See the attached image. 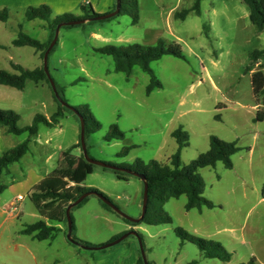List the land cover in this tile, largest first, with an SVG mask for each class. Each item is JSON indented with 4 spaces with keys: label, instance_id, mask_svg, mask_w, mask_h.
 <instances>
[{
    "label": "rangeland",
    "instance_id": "obj_1",
    "mask_svg": "<svg viewBox=\"0 0 264 264\" xmlns=\"http://www.w3.org/2000/svg\"><path fill=\"white\" fill-rule=\"evenodd\" d=\"M137 2V24H132L128 15H116L62 26L48 55V72L62 100L71 107L87 105L100 124L97 129L89 123L93 132L85 138L88 156L113 166H134L136 160L165 164L177 150L171 133L179 127L188 135V144L180 152L182 164L206 152L210 136L235 142L239 151L231 156L230 169L217 162L214 167L198 171L204 181V197L216 205L213 209L185 211L186 197L180 196L163 205L171 224L130 226L106 209L95 195H89L70 211L72 238L94 248L134 230L141 235L149 264H240L251 258H255V264H264V122L254 121L258 106L252 94L251 73L245 72L250 54L264 49V34L256 33L247 7L240 0H202L201 14L190 12L184 20L174 19L173 15L190 8L192 0ZM44 23L28 21L21 13L5 21V26L0 22V69L17 73L10 63L29 70L42 66L40 53L34 48L14 47L10 41L20 29L45 42L48 31L39 27ZM158 39L168 45L179 44L186 61L166 55L151 62L150 69L162 86L148 95L147 73L137 66L128 77L117 73L110 56L95 52L106 45L153 46ZM257 70L264 73V54L254 66L253 71ZM58 107L45 81H27L22 91L0 85V109L19 115L20 127L29 126L36 114L50 117ZM61 113L57 124L38 126L26 155L2 173L5 186L11 183L12 176L16 183L21 182L28 171L45 176L57 167L61 153L79 141L78 118L67 108H61ZM112 125L124 136L106 142L104 136ZM1 129L5 128L0 126V133ZM27 138L25 133L8 134L5 143L11 148ZM131 146L125 157L116 156L122 148ZM71 154L81 159L80 148L72 149ZM124 177L120 180L112 170L93 165L82 185L97 189L135 219L142 210L143 184L135 176ZM20 211L18 227L39 221L29 194L24 195ZM178 227L190 235L220 243L230 260L206 258L195 245L179 239L174 232ZM66 232L64 221L63 230L52 240L34 242L31 252L35 260L30 257L27 264H101L100 255L120 246L125 251L118 257V264L120 259L127 263L129 242L138 245L135 237L128 236L112 247L87 250L69 243Z\"/></svg>",
    "mask_w": 264,
    "mask_h": 264
},
{
    "label": "trees",
    "instance_id": "obj_2",
    "mask_svg": "<svg viewBox=\"0 0 264 264\" xmlns=\"http://www.w3.org/2000/svg\"><path fill=\"white\" fill-rule=\"evenodd\" d=\"M240 1L247 7L249 22L255 28L256 33L264 34V0ZM201 2L202 0H192L190 8L181 9L174 13V19L184 20L190 12H194L195 15L199 16L201 14ZM114 8L115 2L111 11H113ZM83 11V16L64 14L51 18V10L46 5L28 7L25 10V18L28 21L35 19L45 21L50 31L48 40L42 43L20 31L11 44L14 47H32L36 52L40 53V57L42 58L53 38L56 25L63 22L88 19L97 16V14L92 12L90 8L87 10L83 8ZM117 15H128L131 18L132 24H137L139 20L137 0H120V10ZM7 19L8 12L6 9H2L0 11V21L4 22ZM204 28L205 35L208 36L207 25ZM95 52L110 56L114 62V70L117 73H123L128 77L134 66L139 67L143 72L147 73L150 76V82L145 89L147 95L154 89L161 88L162 86L150 69L151 62L157 61L166 55L186 61L179 44L172 42L168 45L162 39H158L153 46L141 44H126L121 46L106 45L95 49ZM263 54L264 49L254 50L250 54V63L245 68V72H251L252 94L256 105L258 106L254 118L255 122H264V73L259 70L253 71L258 59H260ZM11 67L17 71V73H11L7 70L0 69V85L9 86L19 91L24 89L27 81H31L35 84L45 81L49 85V81L42 66L33 70L23 68L18 64H12ZM53 99L59 106L57 111L50 117L36 114L33 116L32 123L25 127L18 126L20 116L15 112L0 109V126L5 127L7 133L17 136L24 133L28 135V138L25 141L4 151L0 155V194L5 190V185L1 182L2 173L7 172L12 164L18 162L28 152L30 138L37 135L38 126L41 124L50 127L58 123V118L62 115L61 108L65 107L57 102L54 95ZM74 109L77 110L84 119L85 138L88 134L93 132L89 126L90 122L95 125V128H100V124L94 119L87 105L74 107ZM123 136V132L120 131L116 125H112L108 133L104 136V140L106 142H111L112 140H120ZM171 136L177 143V150L171 156L168 163L162 164L155 160H150L147 163H144L140 160H136L134 166L114 164L117 167L143 175L147 181L148 197L146 212L140 222L146 225L157 226L171 224L172 219L164 212L163 205L168 200L177 199L180 196L186 197V203L184 205L185 211L195 209L201 213L203 208L213 209L216 205L204 197V181L198 171L205 167H214L217 162H221L225 168L230 169L232 168L231 156L239 151L235 142H226L215 136H210L209 149L206 152L199 154L189 163L182 164L180 152L181 149L188 144V135L179 127L171 133ZM75 148H80L79 141L72 145L68 150L63 151L57 167L50 173V175L43 178L33 187L32 192L29 194V198L35 210L42 217L46 218V221L39 220L35 223L22 226V230L20 231L21 234L32 235L37 241L53 239L60 230L50 223L66 222L65 209L69 203L75 201L80 195L87 192H95L105 197L95 188L82 186L83 181L85 180V175L92 173L93 165L87 163L82 155L80 160L72 155L71 150ZM132 148V146L122 148L116 153V156L125 157ZM113 172L120 180H125L124 176L129 175L120 171ZM261 196L262 199H264V184L262 185ZM105 198L107 199V197ZM85 200L86 198L77 206L82 204ZM60 203H64V205L60 207ZM101 203L106 209L115 213L103 202ZM122 219L130 226H137L140 224L131 223L124 218ZM47 221L48 223L50 222V225ZM72 230H74L73 223ZM174 232L182 242L187 241L195 245L204 253L206 258L219 259L223 262H228L230 260V254L220 243L190 235L179 227L175 228ZM138 235L141 238L140 233H138ZM80 243L82 245H88L84 242ZM255 262V258H251L249 262L240 264H255ZM136 264H143L140 253L138 254Z\"/></svg>",
    "mask_w": 264,
    "mask_h": 264
},
{
    "label": "crops",
    "instance_id": "obj_3",
    "mask_svg": "<svg viewBox=\"0 0 264 264\" xmlns=\"http://www.w3.org/2000/svg\"><path fill=\"white\" fill-rule=\"evenodd\" d=\"M114 2L115 0H0V11L2 9H6L8 12V19H10L14 14H20V13L23 14V16L25 17V10L28 7H38L41 5H46L51 10V18L64 14L82 16L84 14L83 8H85L86 10L90 8L91 11L94 12L95 14L103 15L105 13L111 12ZM35 20H39V19H35ZM0 22L5 26V21L4 22L0 21ZM39 27L48 31L46 35L47 38L45 40L46 42L50 34L48 25L45 22L44 25L39 24ZM20 31L22 30L19 29L18 33ZM95 36L97 37L98 35ZM15 38L11 39L10 44ZM12 64L15 63H10V66ZM1 130L2 131L0 133V155L4 151L10 149V147H7L5 143V139L7 138V135L9 133L6 132V128ZM13 147L15 146H12L11 148ZM50 158L51 156L49 155L47 159ZM55 168H53L50 172H46L45 176L37 175L34 174L32 171H28L25 175V178L18 183L15 182L14 177L12 176L11 183H9L8 186H5L6 188L4 192L0 194V264H27L30 257L33 260H35L31 252L32 251L31 245H33L34 242H37V240L34 239L32 235L21 234L20 231L22 230V227H18L16 221L18 220L19 215L22 214L20 208L23 206L24 195L30 194L32 192L33 187L43 178L50 175V173ZM19 195L23 196V200L17 203V209H13L12 203L14 199ZM37 217L39 218V220L41 219L46 221V218L42 217L39 213ZM54 226L57 227L61 233V231L63 230V222H57L56 224H54ZM131 229H136V228H131ZM47 240H52V239H47ZM47 240H43V241H47ZM38 242H42V241H38ZM137 246L138 245H136L135 247L132 245L131 242H129L128 244L129 257L127 258L126 261L127 263H125V260L120 259L121 264H136L139 254V248ZM124 251L125 249L121 246L115 249H110L106 251L103 255H100L102 258L100 260V263L118 264L117 259L118 257L121 256V254Z\"/></svg>",
    "mask_w": 264,
    "mask_h": 264
},
{
    "label": "water",
    "instance_id": "obj_4",
    "mask_svg": "<svg viewBox=\"0 0 264 264\" xmlns=\"http://www.w3.org/2000/svg\"><path fill=\"white\" fill-rule=\"evenodd\" d=\"M119 10H120V0H115V8L109 14L97 15V16H94V17H91V18H88V19H78V20L69 21V22H63V23L58 24L55 27L53 38H52L48 48L45 50V52L43 54L42 67H43L44 73H45V75H46V77H47V79L49 81L50 88H51V90L53 92V95H54L55 99L57 100V102L60 103L63 107H65V108L69 109L71 112H73L76 115V117L78 118V121H79V143H80V149H81L82 156H83L84 160L87 163L92 164V165H97V166H100L102 168L110 169L112 171H120V172L127 173L129 175L135 176V177L139 178L141 180L142 184H143L142 210H141L140 216L138 218H135V219L130 218L127 215H125L112 202H110L108 199H106L105 197H103L100 194H97L95 192H87V193H84V194L80 195L75 201L69 203L67 205L66 209H65V218H66V223H67V232H66V235H65L66 240L69 243H71V244L78 245V246L82 247L83 249H87V250H103V249L112 247V246L120 243L121 241H123L128 236H133L137 240L139 253H140L141 259L143 261V264H148V261H147L146 256H145V252H144V248H143V244H142L141 238L139 237L138 233L136 231H134V230L126 232L125 234H123L119 238L113 240L112 242H109V243H107L105 245H102L100 247H94V248L93 247L82 246V245L78 244L76 241L73 240L72 235H71L72 234V220H71V217H70V211H71V209L73 207L77 206L79 203H81L83 201V199H85L89 195H95L107 207H109L117 215H119L120 217L126 219L127 221H129L131 223H135V224L140 223L142 221L144 215H145V212H146L147 197H148V183L145 180L144 176L141 175V174L132 172V171L124 169V168H120V167H117V166H113V165H110V164H106V163H103V162H98V161L92 160L88 156L87 151H86V145H85V122H84V119L78 113V111L74 109V107L69 106L67 103H65L61 99V97L59 96V94L57 92L55 84H54L53 80L51 79V77L49 75L48 68H47L48 55H49L51 49L53 48V46L55 45V43L57 41L58 32H59V29L62 26H71V25L83 24L85 22L105 20V19L112 18V17L116 16L119 13Z\"/></svg>",
    "mask_w": 264,
    "mask_h": 264
},
{
    "label": "built area",
    "instance_id": "obj_5",
    "mask_svg": "<svg viewBox=\"0 0 264 264\" xmlns=\"http://www.w3.org/2000/svg\"><path fill=\"white\" fill-rule=\"evenodd\" d=\"M23 200V196H17L15 199H14V201H13V203H12V208L13 209H17V203L18 202H20V201H22Z\"/></svg>",
    "mask_w": 264,
    "mask_h": 264
}]
</instances>
